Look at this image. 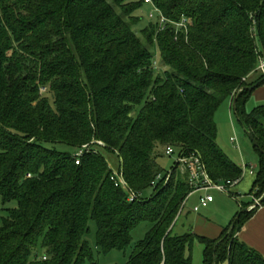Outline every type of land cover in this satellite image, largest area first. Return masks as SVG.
<instances>
[{
  "label": "trees",
  "instance_id": "16d2710c",
  "mask_svg": "<svg viewBox=\"0 0 264 264\" xmlns=\"http://www.w3.org/2000/svg\"><path fill=\"white\" fill-rule=\"evenodd\" d=\"M152 1L169 21L190 19L187 30L160 31L153 19L137 32L140 1L0 0V264H85L90 222L104 254L125 251L132 230L149 226L126 264H191L194 240L202 264H264L236 237L257 208L236 214L217 239L173 235L191 193L187 175L156 181L167 147L199 156L214 183L240 181L214 123L236 98L234 113L258 144L254 191L241 209L264 196V105L245 111L254 92L246 88L264 78L255 74L264 0ZM155 54L166 68L158 74ZM115 172L126 188L115 186Z\"/></svg>",
  "mask_w": 264,
  "mask_h": 264
},
{
  "label": "rangeland",
  "instance_id": "374dc122",
  "mask_svg": "<svg viewBox=\"0 0 264 264\" xmlns=\"http://www.w3.org/2000/svg\"><path fill=\"white\" fill-rule=\"evenodd\" d=\"M130 1H140L142 3L141 8L135 13L139 19L135 30L139 32L151 22L148 16L153 13V8L146 3L145 0ZM155 55V68L158 74L166 68L160 67L158 54ZM254 78L257 77L254 76ZM231 101L232 98L223 102L215 113L216 144L229 161L236 167L242 169L240 181L227 188V193H220L213 190L209 191L208 194L212 196L214 202L210 203L208 208H201L198 213L192 212V208L196 204V201H198V198L204 196L205 193L201 192L191 195L182 213L179 214L175 220L173 235L192 233L207 238L218 236L220 232L229 226L236 214L241 211V205L249 201V193L254 191L252 184L256 177L258 155L239 123L237 116L233 112ZM261 105H264V101L257 98L256 95H252L245 103V111L249 113L254 108ZM230 139H234L236 142L231 143ZM56 149L62 152L70 151L59 145H57ZM106 158L113 169L117 170L116 166L118 163L116 157L112 154H107ZM156 163L164 178L167 173L172 170L175 164V157L161 155L156 159ZM245 165L246 168L244 167ZM249 167H254L253 173L249 172ZM151 194L152 189L149 191L148 195L150 196ZM229 194L231 195L229 196ZM10 207H13V205ZM5 214L6 211H4L0 205V218L4 217ZM88 227L89 233L85 236V241L92 253V260L87 261L85 264H126L128 256L133 249V245L142 240L149 229L146 223L138 224L131 232L132 243L125 251L113 250L104 254L96 249L95 224L90 222ZM185 254L190 256L191 264H202V246L197 240H194L191 246L186 248ZM218 264H227V262H219Z\"/></svg>",
  "mask_w": 264,
  "mask_h": 264
},
{
  "label": "built area",
  "instance_id": "2783aa9c",
  "mask_svg": "<svg viewBox=\"0 0 264 264\" xmlns=\"http://www.w3.org/2000/svg\"><path fill=\"white\" fill-rule=\"evenodd\" d=\"M146 3H148L153 8V13L149 14L148 18L150 20L156 19L159 24V30L163 31L166 26L169 24L172 27H175L176 30H187V27L191 24V20L182 17L180 21L174 22L169 21L163 17V15L159 12V10L155 7L152 0H145ZM256 75H263L264 76V59L260 58L258 62V66L255 70ZM246 80V79H244ZM243 80V81H244ZM46 89L42 88L40 89V93H44ZM241 91V90H239ZM232 105V101H231ZM231 143H235L236 140L230 139ZM98 145L102 146L101 143H97ZM87 148V146H83L79 150L75 152L73 155V158L75 159V164L79 165L81 157L84 155V150ZM164 155L167 157H175V164L174 168L167 173L165 176V183L169 181L171 178L173 172L177 171L180 174H186L187 175V182L188 186L191 189V193L189 194L188 198L195 194V193H201L204 192L205 195L202 197H199L197 204L192 208V212L197 213L201 208H206L210 203L213 202V198L211 195L208 194L209 191H217L220 193H227V188L237 184L238 182H233L230 185H223V184H217L211 181V179L208 176V173L205 169V166L203 165L201 159L197 155H190L189 157H185L183 155H176L174 150L171 147H167L164 151ZM246 168V165L244 166ZM254 167H249V172L253 173ZM27 177H30L29 175ZM162 179V176H157L156 181H160ZM112 180L114 181V184L116 187L126 188V182L124 180L123 174L121 172H115L112 176ZM154 185V183L152 184ZM187 198V200H188ZM130 202H133L135 200L134 194L131 192L130 196L128 198ZM257 201V200H255ZM254 201V202H255ZM44 259V258H43Z\"/></svg>",
  "mask_w": 264,
  "mask_h": 264
},
{
  "label": "crops",
  "instance_id": "0c3cea01",
  "mask_svg": "<svg viewBox=\"0 0 264 264\" xmlns=\"http://www.w3.org/2000/svg\"><path fill=\"white\" fill-rule=\"evenodd\" d=\"M252 95H256L257 98L264 101V85H261L259 88L254 90ZM230 195L231 194H229V196ZM197 202L198 201H196V204ZM220 234L210 239H217L220 236ZM201 237H205V236H201ZM236 237L239 241L244 243L249 248L257 251L264 258V207L259 206V208H257L253 216L242 226L240 231L236 234Z\"/></svg>",
  "mask_w": 264,
  "mask_h": 264
},
{
  "label": "water",
  "instance_id": "95a60500",
  "mask_svg": "<svg viewBox=\"0 0 264 264\" xmlns=\"http://www.w3.org/2000/svg\"><path fill=\"white\" fill-rule=\"evenodd\" d=\"M264 82V78H262L261 80H259L258 82H256L254 85L246 88L249 92L255 90L260 84H262ZM235 102H236V98L233 99L232 101V109L233 112H235ZM248 138L250 139L252 145L255 148H258V144L256 142V140L254 139L253 135L251 133H247ZM264 196H262L260 199H258L257 201L254 202L253 205L249 206L248 208H243L241 209V211L239 212V215L242 213H248L251 212L252 210L258 208L261 205V202L263 200Z\"/></svg>",
  "mask_w": 264,
  "mask_h": 264
}]
</instances>
